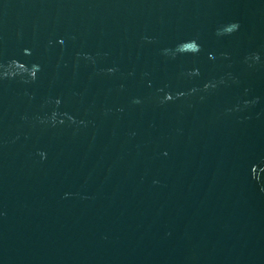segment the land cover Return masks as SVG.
<instances>
[{
	"label": "water",
	"instance_id": "1",
	"mask_svg": "<svg viewBox=\"0 0 264 264\" xmlns=\"http://www.w3.org/2000/svg\"><path fill=\"white\" fill-rule=\"evenodd\" d=\"M0 264H264V0H0Z\"/></svg>",
	"mask_w": 264,
	"mask_h": 264
}]
</instances>
